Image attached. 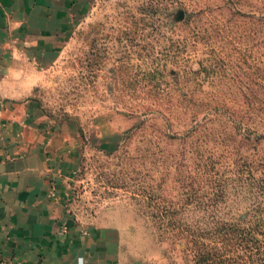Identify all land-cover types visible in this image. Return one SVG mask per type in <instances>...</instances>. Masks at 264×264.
Returning <instances> with one entry per match:
<instances>
[{
  "label": "rangeland",
  "instance_id": "obj_1",
  "mask_svg": "<svg viewBox=\"0 0 264 264\" xmlns=\"http://www.w3.org/2000/svg\"><path fill=\"white\" fill-rule=\"evenodd\" d=\"M59 3L33 100L71 140L75 200L130 226L139 264H259L236 175L264 176V0Z\"/></svg>",
  "mask_w": 264,
  "mask_h": 264
},
{
  "label": "crops",
  "instance_id": "obj_2",
  "mask_svg": "<svg viewBox=\"0 0 264 264\" xmlns=\"http://www.w3.org/2000/svg\"><path fill=\"white\" fill-rule=\"evenodd\" d=\"M64 1L0 0V264H134L132 228L75 200L71 140L33 100Z\"/></svg>",
  "mask_w": 264,
  "mask_h": 264
},
{
  "label": "trees",
  "instance_id": "obj_3",
  "mask_svg": "<svg viewBox=\"0 0 264 264\" xmlns=\"http://www.w3.org/2000/svg\"><path fill=\"white\" fill-rule=\"evenodd\" d=\"M253 165V162L246 158L245 160L240 162V166L243 171L242 173L237 172L238 177H244L241 178L245 182H249V186L253 187L254 189V195L256 201L254 204L246 209V223L251 225V229L248 230L249 233H247L248 243H251L258 251L257 254L259 258L258 262L259 264H264V176L261 178H258L256 176V172L252 171L251 167ZM244 169V170H243ZM242 175V176H241ZM239 183L243 185L244 183L239 180ZM242 213L238 216L240 217ZM240 220V219H239ZM241 222H245L240 220ZM237 230H232L229 232L231 236L237 234ZM243 232V231H242Z\"/></svg>",
  "mask_w": 264,
  "mask_h": 264
},
{
  "label": "water",
  "instance_id": "obj_4",
  "mask_svg": "<svg viewBox=\"0 0 264 264\" xmlns=\"http://www.w3.org/2000/svg\"><path fill=\"white\" fill-rule=\"evenodd\" d=\"M134 264H139L138 262H135Z\"/></svg>",
  "mask_w": 264,
  "mask_h": 264
}]
</instances>
